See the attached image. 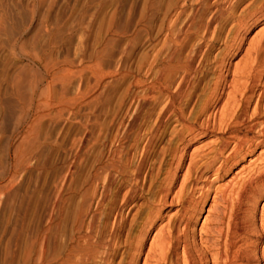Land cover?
I'll return each instance as SVG.
<instances>
[{
	"label": "rangeland",
	"instance_id": "1",
	"mask_svg": "<svg viewBox=\"0 0 264 264\" xmlns=\"http://www.w3.org/2000/svg\"><path fill=\"white\" fill-rule=\"evenodd\" d=\"M182 1L0 0V264H23L26 247L31 264L40 263L41 258L47 264L62 260L70 264L158 263V249L149 253L148 260L146 251L156 232L174 225L178 218L176 212L181 208L176 200L171 201L185 184L190 155L195 154V162L208 153L215 158L219 146L214 141L222 137L210 135L184 144L182 127L174 119L166 128L155 124L157 111L177 84L161 93L152 80L167 60V51L160 52L172 38L170 33L184 26L190 14L188 10L180 16ZM232 1L220 0L218 8L214 4L212 10L225 12L230 5L234 13L229 10L227 17L232 19L214 22L212 29L226 25L223 39L201 44V55L195 60L194 68L207 74L187 110L188 117L196 112L191 119L197 125L208 116L200 112L211 98L210 88L221 63L223 71L230 68L227 87L238 79L233 72L242 73L246 65L257 62L256 74L263 73L264 49L258 55L256 47L264 40V0H245L240 5ZM209 17L207 12L200 25ZM195 33L183 58L201 42ZM203 53L208 58L205 69ZM153 93L160 98L158 103L150 100ZM256 104L260 115L253 121ZM263 104L251 97L246 123L233 130L234 123L228 119L223 131L231 129L249 140L258 136L264 142ZM182 150L187 152L185 157H180ZM256 159L251 168L258 175L253 185L244 198L238 195L240 191L227 193L226 204L221 192L236 170ZM223 161L224 157L207 168L199 167L203 161L191 166V172L201 171L202 177L193 176L187 188L202 186L209 197L197 222L200 192L196 190L191 198L199 207L183 213L181 220L190 222L187 236L191 243L201 245L207 239L199 235L203 225L214 230L222 217L226 225L233 220L245 222L250 237L253 234L249 264H264V238H258L264 222V197L256 207L257 197L264 194V176H259L260 169L264 170V145L222 169L219 163ZM165 192L166 203L162 201ZM85 235L93 241H86ZM100 238L112 248L96 261L88 248ZM181 251L179 247L180 256Z\"/></svg>",
	"mask_w": 264,
	"mask_h": 264
},
{
	"label": "bare ground",
	"instance_id": "2",
	"mask_svg": "<svg viewBox=\"0 0 264 264\" xmlns=\"http://www.w3.org/2000/svg\"><path fill=\"white\" fill-rule=\"evenodd\" d=\"M243 1H245V0H236L234 5L235 4L240 5ZM182 2H183V5L180 7L181 12L179 13L180 16L182 14H185L188 10L190 11V14L188 15L187 20H186V24L184 26H181L180 28L177 26V28H174L172 30V32L170 33L172 38L167 40V42L164 44V46L160 52V53H163V52L167 51L166 52L168 54L167 60L163 59V62H164V60H165V62L162 63L161 66L154 73L152 72L153 73L152 82H154L158 85V89L160 90L161 93L164 90H166V91L169 90L170 87L172 86V84H174V82H175V84L176 83L177 84H176V87L174 86L175 87V89H173V90H175V91H173L174 93L170 94V91H168L169 93H168L167 102L164 103V106H162L163 108L160 110V112L157 111L158 117H157L156 123L155 122L154 123L156 124V127L162 129V128H166L171 123V121L174 119V121H176L178 123V125H180L182 127V129L180 130L181 131L180 134L182 135L181 141L184 144H185V142L191 143V142L199 141L201 138L208 137L210 135L217 136V135L222 134V137H219V138H217V140L214 141V144L216 142V143H218L217 146H219L218 147L219 149L217 150L218 152H217V155L215 156V158H209V157H213V156H210V153L205 154L204 156L201 155V157H204V158H202L200 160V162L203 161V163L199 167L200 168H204V167L207 168L210 165L212 166L214 163H217L218 159L224 157V161L220 162V163L218 162V163H219V166L222 167V169H223V167L227 168L232 160H235L238 157H244L247 153H251V151H253L255 149V147L260 146V145H264V142L262 140H259L258 136H256L257 138L249 140V139L245 138V136L239 137L237 135H234V133L231 132L232 131L231 129H225L224 128V131H223V125H224L225 121L228 119H230V121H233V123H234L233 130L236 129L237 126H239V125L243 126L246 123L247 111H248L247 109H248V105L250 103L251 97L255 96V98L256 97L258 98V101H260V100L264 101V79L262 78L264 75V69L262 70L263 73L261 74V76H258V74H256L257 73L256 68L258 66L257 62H254L252 65L250 63H249L250 65L245 64L246 65L245 68L242 66L244 68L242 70V73L239 74L238 72H235V71L233 72L235 74L233 76H235L236 79L237 78L238 79L235 80L233 78L235 81L233 80V82H231L229 84V86L227 87V83L229 82L227 80V78H229L228 72H229L230 68H228L226 71H223V67H225V65L223 64L224 62L222 61L223 63H221V66L218 67L219 70L216 69L219 72V75L217 74L218 78H215V81L212 82V85L210 88L211 92L209 91L211 98L205 104L203 103L204 105L202 104L203 100L202 101L200 100L201 104L203 105L200 114L208 113V116H207L206 120H204L200 125L199 124L197 125V123H194L193 120L191 119V116L193 113H196V112H193V113L191 112L190 116L188 117L187 116V110H188V107H190V105L192 104L193 99L197 98L196 96H198L197 94H198V91L200 89V84H201L202 80H204V78H206V75H207V74L205 75V73H203L201 69L194 68L195 60L197 57H200V55H201V52H202L201 44L206 45L208 42H210V44L211 43L213 44L214 42L222 41V39H223L222 33H223L224 29L226 28L225 27L226 25L223 24V25H220L219 27L216 26L214 29H212V25L215 24L214 22H218L217 24H219V23L222 24L223 21H228L231 17L228 18L227 13L229 10H232L233 8L230 9V5H229V9L227 12H225L224 9H217V10L213 9L212 10L215 3H216V6H215L216 8H218L220 6V0H216L214 4H211V0H183ZM232 2H234V0ZM230 3H228V4H230ZM262 8H264V7H262ZM233 11L234 10H232V12ZM207 12L208 13L210 12V17H209L208 21L204 24V26H202L200 24L204 20L203 16L205 14H207ZM259 12H261V11H259ZM254 20H256V18ZM223 23H226V22H223ZM254 27H255L254 23L251 24V26L248 29L247 35L253 30ZM169 30H168V32H169ZM199 31H202L201 32L202 34H200ZM194 33L196 35H200L201 42L198 44V46L195 45L196 46L195 50L193 52L191 51L192 54L189 55V57H187V58L185 57L186 58L185 59L182 56L183 50H184L186 44L191 39V37L193 36ZM261 39H262V37H261ZM240 40H238V41H240ZM259 42L260 43L256 47V54H258V55L262 54L263 49H264V40L262 39ZM187 48H189V47H187ZM252 48H255V47H252ZM253 50H255V49H253ZM185 51H187V50H185ZM207 51H209V50H207ZM184 55H186V54H184ZM250 60L252 63V59H250ZM159 61H161V60H159ZM207 63H208V58L206 57V53L205 54L203 53L201 65H202V67H204V69L206 68ZM261 63L262 62L260 61V65H261ZM262 65L264 67V64H262ZM199 67L201 68V66H199ZM242 67H241V69H242ZM237 70H239V69H237ZM149 72H150V70H149ZM150 76H152V75H150ZM229 87H232V92H229V91L226 92V89H229ZM154 93L152 95H154ZM249 93L251 95L248 98L247 96ZM224 95H226L227 98L223 102L224 104L220 106V103L223 100ZM239 97H240V99H239ZM150 100L158 103L160 101V98H158L154 95V96H150ZM159 104H156V106ZM259 104L255 105L254 110L252 112L251 119L253 121L256 120L258 115H260V109L261 108H259V106H260ZM262 109H264V104H263ZM198 110H200V109H198ZM232 112H233V115L230 117ZM193 116L195 117V115H193ZM218 116L220 117L219 120L217 119ZM230 124H232V123L230 122ZM230 124H227V125H230ZM260 126H262V123L260 124ZM252 127H251V129H253ZM236 133H238V132H236ZM231 146H233L232 149H230ZM248 151H250V152H248ZM182 152H183V154L180 157H185L187 152L185 150H182ZM193 157H196L195 154L190 155V164L188 165V167L184 173L185 174L184 175L185 184L181 185L179 193H177L174 197L175 199H172V201H171V204H172V203H174V200H176L178 203V206L181 208L180 210H178L176 212L178 214V218H177L174 225H168L169 226L168 228L161 227L156 232L154 238L151 240V242L149 243V246L147 248V251H146V258L147 259L146 260L149 259V253L150 252H152L154 249H156V250L158 249L159 255H158V259H157L158 260L157 264H249L251 262V256H252V253H251L252 252L251 251L252 243H250L249 241H251V237L253 234H251V237H250L249 228L245 222H239L238 220H236V221L233 220L235 223L232 224V223L228 222V224H227L228 226H227L226 222H225V217L221 216L222 218L219 217L220 218V219H218L219 221H217L215 223L218 226L216 228H214V230H212V229L207 230L206 226L203 225L204 228L202 227L203 230H200L199 235H203V236L207 237V239L204 242H202L201 245H197L195 242H192V243L190 242V240L187 236V232L190 229V222H183L181 220L183 213L186 211H188V212L194 211L195 212V210L197 209L196 207H199V206H197L198 202L196 203L195 201L191 200V198L194 197L195 192L197 190V193L200 192V194L198 197H196V199L201 200V202L198 203L199 205L201 204L199 207V213L194 218L195 221L197 222L199 217H201L200 216L201 212L203 211V209L206 205L207 198L209 197V196L204 194V192H203L204 188L202 186H198V185L195 186L194 185L189 189L187 188V184L189 183V180H191L193 178V176L202 177L201 171L196 172V173L193 171L195 174H193L191 172V170H192L191 166H194V164H195V166L200 165L199 164L200 162H195V158H193ZM211 159L212 160L214 159L213 162L211 161ZM255 161H257V159L250 161L248 166L242 167L241 169L236 170L238 172H236L234 177L229 181V183L225 187V190L222 192L220 191L223 201L226 199L225 197H227L229 193H235L236 191L237 192L240 191L241 194H238V195L239 196L241 195L242 197L244 194L247 193L248 188L253 185V183L255 181V177L258 176V175L255 176V171L251 169L253 167V164L255 163ZM180 163H182V161ZM182 164H179V166H182ZM217 169H220V168L218 167ZM250 170H252V171H250ZM260 170H261V172L259 173V176L262 177V176H264V170L263 171H262V169H260ZM257 173H258V171H257ZM199 179H201V178H199ZM226 194H227V196H226ZM231 195L233 196V194H231ZM230 196H229V198H232V196L231 197ZM167 197H168V194L165 192L164 196L162 197V201H164L166 203ZM247 197H249V196H247ZM263 197H264V194H260L257 197L256 207L258 205L259 200L260 199L262 200ZM225 202H226V200H225ZM155 203H157V202H155ZM221 204H222V202H221ZM226 204H227V202H226ZM226 208H227V206H226ZM208 212L210 213V211H208ZM157 213H158L157 218H160V215H161L160 210ZM206 218H207V215L204 218L205 222L207 220ZM190 219H191V217H190ZM207 222H209V221H207ZM121 224H122V222H121ZM120 226H122V225H120ZM80 231H82V230H80ZM259 234H260V237H258V238H264V222L262 223V229H261V232ZM44 236H45V234H44ZM81 236H82V234H81ZM214 236H216V238L211 239ZM209 237L211 240H208ZM239 237H241V238H239ZM246 237H250V238H246ZM83 238L86 239V241H88V240L93 241L92 240L93 238L89 235L88 236L85 235V237H83ZM237 238H239V239L236 240ZM84 243H85V241H84ZM91 243H93V242H91ZM79 244H81V243H78V245ZM87 244H89V243H87ZM253 245H254V243H253ZM92 246H91L92 248L91 247L88 248V245H87V248L89 249L88 253L90 254V256L92 255V257L96 261L98 259H103L102 256H107L109 254L111 248H112V245L110 243L107 244L106 242H104L102 240V238L95 241V243L92 244ZM179 247H181V249H182V251H181L182 255L181 256L179 255V252H178ZM253 247H255V246H253ZM79 249L81 251H83L81 248H79ZM76 253H79V252H76ZM82 253H84V251ZM71 255H73V254H71ZM77 256H79V255H77ZM85 257H84V259H85ZM174 257L176 259H174ZM67 258H69V257H67ZM105 259L106 258H104V261H105ZM46 261H48V260L41 258L40 263H38V264H47ZM22 262H23V264H31V258H30L28 247H26L24 250ZM74 262H76V261H74ZM84 262H86V261H84ZM84 262H83V264H85ZM102 263H103V261H102ZM146 263H148V262L145 261V264ZM58 264H70V262L67 260H62L60 263L58 262Z\"/></svg>",
	"mask_w": 264,
	"mask_h": 264
}]
</instances>
